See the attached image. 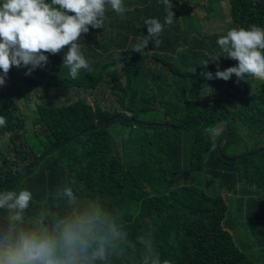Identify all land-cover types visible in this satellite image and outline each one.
Wrapping results in <instances>:
<instances>
[{
	"label": "trees",
	"instance_id": "trees-1",
	"mask_svg": "<svg viewBox=\"0 0 264 264\" xmlns=\"http://www.w3.org/2000/svg\"><path fill=\"white\" fill-rule=\"evenodd\" d=\"M123 4L125 12L107 8L101 27L81 33L88 68L78 78L55 65L28 74L10 66L0 85V191H31L29 221L77 206L101 211L129 238L128 247L115 246L111 264H136V237L145 234L167 264H264V81L206 79L205 68L236 62L216 44L221 31L193 30L190 16L206 8L217 27L264 30V0ZM170 10L172 25L158 43L132 50L146 34L144 19L163 22ZM125 112L134 121L118 117ZM54 144L17 185L21 169ZM65 187L76 195L73 205L60 195ZM230 205L260 257L249 259L235 241Z\"/></svg>",
	"mask_w": 264,
	"mask_h": 264
},
{
	"label": "clouds",
	"instance_id": "clouds-1",
	"mask_svg": "<svg viewBox=\"0 0 264 264\" xmlns=\"http://www.w3.org/2000/svg\"><path fill=\"white\" fill-rule=\"evenodd\" d=\"M160 2L171 9L172 0ZM107 8L116 13L126 11L123 0H0V85L10 66L24 68L28 74L38 67L53 69L55 65L68 68V75L75 78L81 69L88 68L78 42L81 33H87L89 26L101 27ZM193 11L192 18L196 16ZM173 15L170 10L163 22L156 17L145 18L146 34L137 37L131 49L139 52L149 41L158 43L156 36L172 25ZM221 27L225 30L216 44L227 53L223 56L236 63L223 70L217 64L214 73L205 68L202 75L225 82L230 78L245 81L249 76L264 81V30ZM220 56L209 58L216 61ZM125 114L133 119L129 112ZM4 124L0 116V126ZM22 172L17 181L28 173L21 177ZM60 195L68 205L76 200L70 187L63 188ZM31 199L32 193L26 188L0 191V264H111L115 246H129L127 232L97 209L77 206L47 222L39 216L29 221L25 210ZM136 243L140 245L136 264H167L153 251L150 234L137 236ZM131 246L135 248L132 241Z\"/></svg>",
	"mask_w": 264,
	"mask_h": 264
},
{
	"label": "rangeland",
	"instance_id": "rangeland-1",
	"mask_svg": "<svg viewBox=\"0 0 264 264\" xmlns=\"http://www.w3.org/2000/svg\"><path fill=\"white\" fill-rule=\"evenodd\" d=\"M195 12H196V16L193 17V20H192V24H193L192 29L195 30L199 27L208 28V29L210 28L212 32L216 31L217 29L220 31L225 30V29H223V27H217L216 25H214L213 21L208 20L206 18V14H207L206 8H201L200 10H195ZM177 15H179V13ZM35 107L36 106L34 104L31 105V109L35 108ZM3 140L4 141H3V143H1V145L4 149V151H3L4 156H6V155L8 157L12 156L14 154V151L12 150L13 144L9 143L10 140L8 137L3 138ZM26 168L27 167L21 169V171H24ZM18 170H20V169L15 168V171H18ZM3 172H5V171H3ZM22 178H25V177H22ZM22 178L17 181V183H16L17 185L20 183ZM239 217H240V213H239ZM228 220H229V226L232 229V234L234 236V239L237 242V244L240 246V249H242L247 254L249 259H254V258L260 257L261 254L258 253V252H260V248L257 245V243L254 246H252L251 249H249V246L252 243V239H255V238L251 236L248 228L245 226V223L242 224L243 222L237 217L235 210L232 209V205H230V214L228 216ZM251 253H256V254L251 255ZM263 260H264V258H263Z\"/></svg>",
	"mask_w": 264,
	"mask_h": 264
},
{
	"label": "water",
	"instance_id": "water-1",
	"mask_svg": "<svg viewBox=\"0 0 264 264\" xmlns=\"http://www.w3.org/2000/svg\"><path fill=\"white\" fill-rule=\"evenodd\" d=\"M119 118H122L125 122H127V121H133V119L131 118V117H129L128 115H126V114H123V115H119L118 116ZM105 125V124H104ZM94 129V127L93 128H90L89 130H93ZM227 134H228V130L225 132V135H224V137H223V139H222V141H221V143H220V146H219V150H220V153L222 152V147H223V144L225 143V141H226V137H227ZM53 147H55V144L54 145H52V146H50V147H48L40 156H38L37 158H36V160H34V161H32L30 164H29V166L21 173V177L25 174V173H27L28 172V170H30V169H32L33 167H34V165L39 161V160H41V158L44 156V155H46V153L48 152V151H50V150H52L53 149Z\"/></svg>",
	"mask_w": 264,
	"mask_h": 264
}]
</instances>
